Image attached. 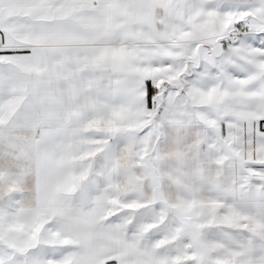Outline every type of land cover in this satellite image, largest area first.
<instances>
[{"label": "snow or ice", "instance_id": "obj_1", "mask_svg": "<svg viewBox=\"0 0 264 264\" xmlns=\"http://www.w3.org/2000/svg\"><path fill=\"white\" fill-rule=\"evenodd\" d=\"M0 264H264V0H0Z\"/></svg>", "mask_w": 264, "mask_h": 264}]
</instances>
